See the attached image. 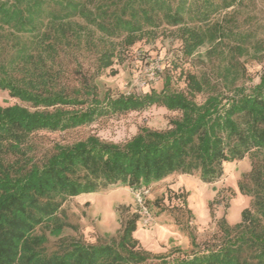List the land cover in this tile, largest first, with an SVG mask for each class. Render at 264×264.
Returning a JSON list of instances; mask_svg holds the SVG:
<instances>
[{
	"label": "trees",
	"instance_id": "trees-1",
	"mask_svg": "<svg viewBox=\"0 0 264 264\" xmlns=\"http://www.w3.org/2000/svg\"><path fill=\"white\" fill-rule=\"evenodd\" d=\"M231 1L0 0V28L40 43L41 63L44 53L55 62L73 43L85 41L96 50L98 75L113 66L117 41L132 47L162 25L175 29L183 55L193 56L209 41L212 18L232 8L236 0ZM216 25L214 33L223 35ZM17 48L13 63L27 60L28 42ZM23 72L20 80L0 78V91L35 109L0 106V264H264V76L250 94L229 89L232 97L226 103L192 74L186 75V91L174 90L167 77L161 92L101 101L96 86L85 98L52 86L51 75L36 76L26 67ZM203 94L208 98L199 105L195 98ZM151 107L180 117L167 130L143 129L125 144L90 136L57 145L42 158L34 152L31 141L37 133L76 129L107 114ZM247 157L252 169L239 190L251 198L250 207L234 226L220 221L218 232L202 247L192 239V255L153 257L144 251L134 239L140 215L129 207H121L119 239L107 244L69 241L50 252L47 237L36 235L41 227L55 237L72 227L60 218L68 199L119 185L148 188L173 175H199L213 184L224 175L226 163Z\"/></svg>",
	"mask_w": 264,
	"mask_h": 264
},
{
	"label": "rangeland",
	"instance_id": "rangeland-1",
	"mask_svg": "<svg viewBox=\"0 0 264 264\" xmlns=\"http://www.w3.org/2000/svg\"><path fill=\"white\" fill-rule=\"evenodd\" d=\"M189 1L200 4L204 0ZM211 1L222 4V0ZM173 2L178 4L179 0ZM211 24L209 41L191 57L183 55L176 30L166 25L132 47L119 45L117 41L118 57L113 66L98 75L96 50L86 47L85 41L80 46L73 43L55 62L48 61L44 53L46 61L41 63L38 59L40 43L32 44V38L0 28V78L20 80L26 67L36 76L51 75L53 81L50 84L67 89L70 95L78 92L86 98L96 86L97 98L104 101L108 96L116 99L122 95L144 96L153 91L161 92L167 77H171L174 90L186 91V75L192 74L226 103L232 97L229 89L240 88L250 94L264 76V0H236L232 8L213 17ZM216 24L223 35L214 33ZM92 33L95 39L99 37ZM26 42L30 47L27 60L13 63L17 47ZM207 98L208 94H203L195 101L200 105ZM15 105L35 111L30 104L0 91V106ZM179 117V113L163 107L107 114L84 127L37 133L31 142L39 158L51 153L57 145H73L90 136L125 144L143 129L167 130L172 120ZM251 165L249 157L226 163L224 175L213 184L202 182L199 175H173L148 188L133 190L119 185L71 198L63 204L60 218L72 227L57 237L52 236L48 228L41 227L36 235L47 237L50 252L59 250L63 242L69 241L89 246L107 244L112 239H119L121 217L125 216L121 207H129L131 214L140 215L134 239L144 251L153 257L192 255V239L202 247L218 232L220 221L226 220L231 226L241 222L242 213L251 205V198L241 194L239 182L250 173Z\"/></svg>",
	"mask_w": 264,
	"mask_h": 264
}]
</instances>
